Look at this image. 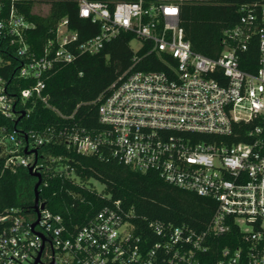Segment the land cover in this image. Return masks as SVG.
<instances>
[{
  "label": "built area",
  "instance_id": "obj_1",
  "mask_svg": "<svg viewBox=\"0 0 264 264\" xmlns=\"http://www.w3.org/2000/svg\"><path fill=\"white\" fill-rule=\"evenodd\" d=\"M17 1L0 0V64L3 54L14 52L22 58L19 75L36 79L21 90L23 101L35 95L47 102L45 75L99 52L123 32L140 45L132 47V66L98 98L102 128L65 127L57 135L53 128L14 130L1 140L12 144L7 164L35 162L41 172L40 149L56 135L80 153L108 154L156 172L217 207L201 230L156 221L148 236L137 234L119 201L76 228L45 207L35 226L37 214L29 219L23 208H11L1 218L0 264H33L41 251L40 264H264V3L243 8L240 22L225 31L220 55L210 57L186 39L183 0H66L98 32L80 41L70 19L61 18L38 56L26 37L35 25ZM249 42L259 52L254 71L241 67ZM151 54L165 67L137 69ZM15 99L0 76V113L15 118ZM236 125L247 140H230Z\"/></svg>",
  "mask_w": 264,
  "mask_h": 264
},
{
  "label": "trees",
  "instance_id": "obj_2",
  "mask_svg": "<svg viewBox=\"0 0 264 264\" xmlns=\"http://www.w3.org/2000/svg\"><path fill=\"white\" fill-rule=\"evenodd\" d=\"M40 2L50 4L47 14L35 11V5ZM262 3L264 0H183L181 25L186 39L193 50L217 57L223 49L225 31L240 22L243 8ZM16 5L35 25L26 32V37L38 56L43 53L47 39L53 35L51 29L61 18L70 19V26L79 32L80 41L98 32L95 24L79 16L73 1L18 0ZM132 40L131 34L123 32L97 53L82 54L73 62L57 64L44 78L46 88L43 95L48 97L47 102L35 95L21 100V90L32 87L36 79L19 75L22 58L14 52L2 55L4 60L0 64V76L5 80L7 92L16 98V117L0 113V224L1 218L11 208H23L29 219L35 217L34 186L37 182V177L30 173L29 168L7 164L10 156L7 148L12 144L1 140L14 130L43 132L53 128L57 135L65 127L102 128L98 98L132 66L135 55ZM258 54L257 44L249 42L243 52L241 67L247 71L256 70ZM164 67L165 63L157 54L148 55L137 64V69ZM19 117L21 119L16 123ZM242 132L243 128L236 125L230 140H247ZM56 135L40 149L46 160L41 171L43 180L39 187V199L46 209L60 214L71 228L85 224L101 208L116 201L135 224L137 234L142 236L150 235L151 222L185 224L201 230L211 221L217 203L210 197L179 188L156 172H142L108 154L80 153ZM20 137L24 139V136ZM93 180L103 184L101 192L92 185Z\"/></svg>",
  "mask_w": 264,
  "mask_h": 264
},
{
  "label": "water",
  "instance_id": "obj_3",
  "mask_svg": "<svg viewBox=\"0 0 264 264\" xmlns=\"http://www.w3.org/2000/svg\"><path fill=\"white\" fill-rule=\"evenodd\" d=\"M22 117V116H21ZM21 117H19L16 121V123L21 119ZM26 153H31L32 150H25ZM33 152L37 153V150H33ZM36 161V160H35ZM34 164L35 162L29 166V171L32 175H34L35 177H37V182L35 183L34 186V190H35V199H34V205H35V212L37 214V219L36 221L33 223V226H35L37 224V222L39 221V217H40V211L41 209H43L45 207L44 203H40V199H39V187L42 183L43 177L41 172L34 170ZM41 253L42 251L39 253V255L36 257L35 261L33 264H40L41 263ZM49 264H53V262L49 263Z\"/></svg>",
  "mask_w": 264,
  "mask_h": 264
},
{
  "label": "rangeland",
  "instance_id": "obj_4",
  "mask_svg": "<svg viewBox=\"0 0 264 264\" xmlns=\"http://www.w3.org/2000/svg\"><path fill=\"white\" fill-rule=\"evenodd\" d=\"M50 5L47 3H42L36 6L35 11L41 13V14H47L49 11ZM140 43L137 39L132 40L131 46L136 50L139 47ZM92 185L98 190L102 191L103 190V184L98 182V181H92Z\"/></svg>",
  "mask_w": 264,
  "mask_h": 264
}]
</instances>
